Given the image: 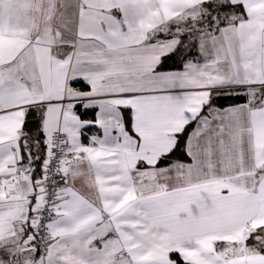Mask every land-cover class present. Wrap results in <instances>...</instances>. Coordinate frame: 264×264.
Instances as JSON below:
<instances>
[{"label":"snow or ice","instance_id":"6c2138e0","mask_svg":"<svg viewBox=\"0 0 264 264\" xmlns=\"http://www.w3.org/2000/svg\"><path fill=\"white\" fill-rule=\"evenodd\" d=\"M0 264H264V0H0Z\"/></svg>","mask_w":264,"mask_h":264},{"label":"trees","instance_id":"16d2710c","mask_svg":"<svg viewBox=\"0 0 264 264\" xmlns=\"http://www.w3.org/2000/svg\"><path fill=\"white\" fill-rule=\"evenodd\" d=\"M169 38H172V37L170 35H167V34H161V35L157 36L158 40L169 39ZM182 39L185 42L188 41V37H182ZM190 50L192 52L193 57H198V55H199L198 54V44L196 46H194V47H191ZM165 67L170 69V70L179 69V68H181L180 61H179L178 58L169 59V60H167L165 62ZM74 87L83 88V87H85V82L80 81L79 83L74 84ZM243 101H244V97L241 96V97H238V98H235V99L221 98V99L217 100L216 103L218 105L225 106V105H228V104H232V103H236V102H243ZM84 118L85 119H91L92 118V113H88V115H86ZM36 119L37 118H36L35 115H32V116H30L28 118L29 123H28V126H27L26 130H32L33 132L35 131V129L37 127ZM191 127L192 126H190L187 129L188 133L190 132V130H191L190 128ZM41 139H43V137H41ZM82 141H84V142L88 141V138H87L86 134L82 135ZM183 148H184V145L182 144L181 147L176 150L175 154L170 159H172V160H179V159L180 160H184L185 158H187V156L184 154ZM43 154H44V149H43V147H41V151H40V153H38V155L43 156ZM41 163H42V161H41ZM33 168L36 169L35 175H36L37 178H39L40 175H41V173H40V163L33 164Z\"/></svg>","mask_w":264,"mask_h":264},{"label":"crops","instance_id":"0c3cea01","mask_svg":"<svg viewBox=\"0 0 264 264\" xmlns=\"http://www.w3.org/2000/svg\"><path fill=\"white\" fill-rule=\"evenodd\" d=\"M169 39H171V38H169ZM169 39H161V40H162V41H167V40H169ZM175 70H182V69L179 68V69H175ZM236 103H241V102H236ZM194 127H195V124H193L192 127L190 128V129H191L190 132L192 131V129H193ZM190 132H189V133H190ZM84 134H86V136H87V138H88V141H87V142L82 141V142L85 143V144H87V143H89V138H90V136H91L92 134H100V133H99V131H98L97 128H91V129H87V130H85ZM81 139H82V137H81ZM179 160H180V159H179ZM181 161H184V162H190V160H189L188 157L185 158L184 160H181ZM60 186H63L62 183H60ZM250 243H252V241H251Z\"/></svg>","mask_w":264,"mask_h":264},{"label":"built area","instance_id":"2783aa9c","mask_svg":"<svg viewBox=\"0 0 264 264\" xmlns=\"http://www.w3.org/2000/svg\"><path fill=\"white\" fill-rule=\"evenodd\" d=\"M54 180H56L60 186V183H59V178L58 177H53Z\"/></svg>","mask_w":264,"mask_h":264}]
</instances>
